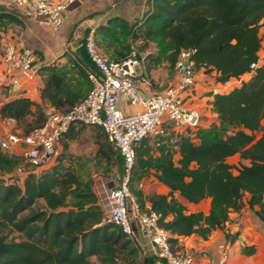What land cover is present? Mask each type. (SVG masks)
Masks as SVG:
<instances>
[{"label":"trees","instance_id":"trees-1","mask_svg":"<svg viewBox=\"0 0 264 264\" xmlns=\"http://www.w3.org/2000/svg\"><path fill=\"white\" fill-rule=\"evenodd\" d=\"M10 25L24 22L0 10V27ZM263 26L264 0H152L143 20L131 23L118 14L95 30L96 37L101 34L112 42L108 47H113L117 59L128 53L129 44L121 39L132 37L143 42L141 50L156 44L158 63L164 59L175 67L182 49H195L197 74L211 67L224 81L241 79L239 86L215 94L212 106L219 128H188L177 134L176 150L168 141L177 136L174 133L156 146L145 139L136 148L130 189L141 211L158 215V224L168 231L174 247L181 236L198 233L207 238L213 230L223 229L231 213L243 209L246 194L252 209L260 206L256 213L264 220V64L257 65L264 47ZM85 52L91 60L86 45ZM92 64L69 56L63 64L41 65V102L13 98L4 104L2 114L19 124L36 117L37 125L29 123L28 132L40 127L47 118L46 106L66 111L87 96ZM249 73V80L242 79ZM103 139L98 156L100 162L106 161L104 173L109 174L113 165L124 172L122 156L105 133ZM236 156L239 164H231L228 160ZM22 164V158L0 152V173L10 179H0V264H120L136 256L134 237L107 220L93 181H83L61 154L44 171L26 164L29 169L20 185L12 182L11 174ZM151 174L170 188L169 194H145L140 183ZM177 193L193 203L211 198L209 213L186 212ZM40 203L43 206H37Z\"/></svg>","mask_w":264,"mask_h":264},{"label":"built area","instance_id":"built-area-1","mask_svg":"<svg viewBox=\"0 0 264 264\" xmlns=\"http://www.w3.org/2000/svg\"><path fill=\"white\" fill-rule=\"evenodd\" d=\"M0 1L16 6L28 16L42 17L55 30L63 26L65 14L76 3V0ZM2 42L0 152L9 157H20L25 164L41 170L55 162L60 154V141L73 125L101 128L124 161V172L110 189L112 207L107 220L133 238L131 203L142 231L151 237L162 264H193L191 252L174 247L169 241L170 234L159 226L158 215L140 210L130 189V180L136 162V148L142 141L150 139L156 146L172 132L180 134L188 128L197 130L202 126L203 113L194 105L193 96L198 80L193 60L196 50L182 49L179 52L173 81L166 88L159 89L148 70L153 53L150 48L141 50L132 46L125 56L111 58L101 51L95 30H91L85 45L95 69L88 71L91 89L87 96L66 111L46 106L44 124L25 133L15 118L2 114V107L8 100L18 97L35 101L33 98L43 86L39 55L26 45L23 35L4 36ZM219 247L221 257L210 264L227 263L230 248L227 243Z\"/></svg>","mask_w":264,"mask_h":264},{"label":"rangeland","instance_id":"rangeland-1","mask_svg":"<svg viewBox=\"0 0 264 264\" xmlns=\"http://www.w3.org/2000/svg\"><path fill=\"white\" fill-rule=\"evenodd\" d=\"M105 1L106 2L103 4H94V0H76V3L72 6L71 10L65 14V22L63 26L58 30L53 29L42 17L28 16L16 6L1 3L0 1V10L14 13L24 22V25L22 26L10 25L6 28L0 27V44L5 35H23L26 45L37 51L40 66L54 61L63 64L67 62L69 56H72L84 62L86 66L91 67L93 64L85 52L88 33L91 30H97V24L104 25L110 17L118 14L129 20L131 23L139 22L143 20L147 12H149L152 4V0ZM97 40L101 51L109 57L115 58L113 47H108L112 42L105 39L101 34H98ZM121 40L122 42H127V44H129L126 52H129L132 46L141 48L143 45L141 40H134L132 37L122 38ZM150 48L153 55L148 61L149 69L158 88H166L174 79V66L168 60L164 59L161 63H158L156 58L159 56V50L157 49L156 44L151 43ZM65 54L67 56H64ZM200 72L210 78L213 77L217 83L223 84L216 89L218 93L229 91L241 84V79H233L232 81L230 79L227 81L220 79V75L211 67L205 68ZM245 78H247V76ZM193 96H195V92H193ZM35 120L36 117H30L24 120L19 124L21 131L27 133L29 123L34 122V124L37 125ZM213 125L219 128L221 124L220 121L215 118L211 123V126ZM229 130L231 131L233 129L229 128ZM103 134L104 133L99 127L76 124L70 131V134H66L60 141V154L63 156V162L65 165L72 166L83 181H88L89 179L92 180L94 190H96L98 182L101 183L102 178H113L116 181L115 184H117L119 176L123 173V167L118 168L115 165L112 166L109 174L104 173L106 161L100 162V153L98 156L99 145L102 144L104 140ZM178 139L179 135L170 136L168 139L175 150L177 149ZM112 149L117 152L115 147H112ZM228 161L234 165L239 164V157H232ZM48 168L49 167L47 166L40 171L47 170ZM27 169H29V166L23 162L22 166L11 174L13 176L12 182H17L22 185V180ZM0 179L10 182L9 175L5 173H0ZM41 205L43 206V203H40L37 206ZM200 209L202 212L208 214L210 207L208 204L203 203L200 205ZM129 212L133 221L134 231L138 226L142 230L141 223L137 218L134 206L131 203ZM135 238L136 237L134 236L132 240L134 242L133 245L137 247L136 256L131 257L130 259L120 260V264L156 263L157 261L155 260L154 255L149 256L144 253V250H139L138 246L135 244Z\"/></svg>","mask_w":264,"mask_h":264},{"label":"crops","instance_id":"crops-1","mask_svg":"<svg viewBox=\"0 0 264 264\" xmlns=\"http://www.w3.org/2000/svg\"><path fill=\"white\" fill-rule=\"evenodd\" d=\"M105 0H94V4H103ZM100 24H97L98 27ZM260 35L263 38L264 45V26L260 29ZM8 36V35H5ZM3 40V39H2ZM25 40V38H24ZM26 43V41H25ZM3 42L0 44V74L4 68L1 57V49ZM260 65L264 64V47L260 51ZM43 65V64H42ZM247 76V78H245ZM252 74H246L242 79L249 80ZM153 77V76H152ZM198 81L195 86L194 105L203 113V126L210 127L212 121L218 119V114L214 111L212 101L216 89L221 87L222 83H217L212 77L198 73ZM235 79H230L231 81ZM239 86V85H238ZM18 90V88H15ZM219 91V90H218ZM221 92V91H220ZM226 92V91H225ZM223 93V92H221ZM37 102H41L40 92L33 98ZM219 120V119H218ZM175 135H177L175 133ZM180 154H176V159H179ZM113 178H102L101 183L98 182L95 192L99 197L100 204L108 217L112 202L110 200V189L115 185ZM152 182V183H150ZM140 187L145 194H169L170 188L161 183L154 174L143 179ZM176 198L186 206V212L195 213L202 211L200 205L205 203L211 206V198H205L199 203H193L177 193ZM248 194L244 196V207L239 212H233L230 215V220L223 229H215L212 233L204 238L198 233L189 236H181L176 243L177 247L184 248L191 252L194 258L193 264H210L217 261L221 257L220 244L227 243L230 248V256L226 264H264V220L256 213L260 210V206L256 205L252 209L248 203ZM150 203L147 202V207ZM206 214V213H205ZM135 244L139 250L155 257L157 261L154 264H162L161 260L155 255V247L149 235L144 233L141 228H135Z\"/></svg>","mask_w":264,"mask_h":264}]
</instances>
